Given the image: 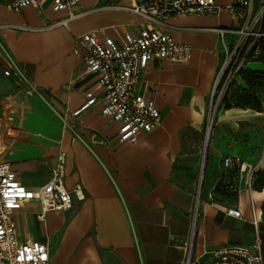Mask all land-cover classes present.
<instances>
[{
	"label": "crops",
	"instance_id": "crops-1",
	"mask_svg": "<svg viewBox=\"0 0 264 264\" xmlns=\"http://www.w3.org/2000/svg\"><path fill=\"white\" fill-rule=\"evenodd\" d=\"M116 1L125 4L80 0L74 11L82 15L66 28L19 30L8 26L40 29L66 13L54 12L45 2L15 14L0 0V26H5L0 28V163L22 186L36 189L49 181L63 152L65 188L78 187L83 197H73L68 213H48L43 223L36 219L39 204H25L14 215L18 239L55 244L49 264H184L189 248L193 259H201L221 247L250 245L257 231L264 258V188L252 192L251 202L246 192L223 201L213 193L228 156L264 173V105L259 112L232 108L220 113L203 152L202 177L194 174L188 181L183 171L184 161L201 146L221 62L218 37L210 30L238 25L226 10L233 0H214L221 9L217 14L180 15L168 22L165 32L190 46L191 55L185 64L151 62L142 72L138 93L154 102L160 122L134 144L117 141V124L102 116L99 103L72 116L85 103V93L100 95L95 78L85 73L83 52L73 55L75 40L92 31L118 39L122 30H139L137 16L99 9ZM8 59L25 81L3 75ZM245 69L263 71V66L249 63ZM28 86L42 100L28 94ZM229 208L240 210L242 218L225 216Z\"/></svg>",
	"mask_w": 264,
	"mask_h": 264
},
{
	"label": "built area",
	"instance_id": "built-area-1",
	"mask_svg": "<svg viewBox=\"0 0 264 264\" xmlns=\"http://www.w3.org/2000/svg\"><path fill=\"white\" fill-rule=\"evenodd\" d=\"M80 0H1L6 10L19 13L27 7L41 8L50 2L54 12H65L66 18L40 29L26 26H8L19 30H45L55 26L67 27L68 22L81 16L74 8ZM111 2L100 10L120 11L137 16L141 24L137 34L122 30L118 39H113L99 31L82 34L75 40L73 55L83 52L85 73L95 78L100 95L85 93V103L72 114L101 104V114L117 124L116 139L119 143L134 144L139 135L148 133L159 125L160 114L150 99L138 93L142 72L151 62L168 61L185 64L191 55V47L175 42L168 33V22L180 15H214L221 9L214 0H123ZM233 0L226 10L238 21L234 28H213L210 31L218 37L221 62L216 74L209 100V111L215 112L241 70L258 56L257 44L264 38V0ZM5 27L4 25L0 28ZM229 38L230 41H226ZM5 77L12 76L17 81L25 78L12 60H7ZM29 87L28 94L37 95ZM216 95V98H214ZM215 99V100H214ZM214 101V105H213ZM214 114V113H213ZM211 118L206 132L214 123ZM95 144L106 145L105 142ZM66 155L60 152L51 169L49 181L36 189L22 186L7 164L0 163V264H49V242L28 240L21 242L17 236L14 215L25 204L36 202L40 211L38 222L43 223L48 213H68L73 208V197L83 200L80 189L65 188ZM255 167L238 157L222 159V173L219 182L226 191L237 197L246 192L250 197L253 190ZM225 216L239 220L240 210L226 209ZM197 214L195 215V219ZM255 214L252 224L257 226ZM184 264H264L262 242L256 231L254 241L247 246H225L218 248L201 259H193L188 249Z\"/></svg>",
	"mask_w": 264,
	"mask_h": 264
},
{
	"label": "trees",
	"instance_id": "trees-1",
	"mask_svg": "<svg viewBox=\"0 0 264 264\" xmlns=\"http://www.w3.org/2000/svg\"><path fill=\"white\" fill-rule=\"evenodd\" d=\"M257 50V58L250 61L249 63H260L263 66V71H251L245 68L240 71L238 78L241 79L243 86H238V94H236V96L234 97V108L259 112L264 105L262 104L259 96L260 91L264 88V38H262L258 42ZM232 86L233 84L231 85V87ZM227 95L228 92L223 98L222 104H226V107L229 108L230 100L227 98ZM254 178L255 180L253 182V190L260 192L264 188V173L256 172ZM213 193L215 198H219L222 201L229 199V196L233 195L226 191L224 185L221 182L218 183ZM262 214H264V204L262 207Z\"/></svg>",
	"mask_w": 264,
	"mask_h": 264
},
{
	"label": "rangeland",
	"instance_id": "rangeland-1",
	"mask_svg": "<svg viewBox=\"0 0 264 264\" xmlns=\"http://www.w3.org/2000/svg\"><path fill=\"white\" fill-rule=\"evenodd\" d=\"M238 86H240L239 85V78H237L235 80V82L233 83V86L227 91L228 92L227 98L230 100V107L229 108L226 107V104H222V102H221V103L218 104L215 112H213L214 111L213 109H212V111H209V101H208L207 110H206V116H205V122L206 123L204 125V132H203V138L201 140V142H202L201 146L199 147L197 152H194L196 154L195 157L191 156V157H189V159L184 161L183 171H185V173L188 174V181L191 180L192 176L194 178V174H195V177L197 179H199V180L202 177V176L200 177V165H201V160H202V156H203V152H204V141H205L206 128L209 126L210 120H211V118H208V115H210V117H214V123H213V126L211 128L210 135H209V140H208V145H209L210 139H211V135L213 134L214 129H215V124H216V121H217V117L224 110L232 109L235 106L234 97L236 96V94H238V89H239ZM35 96L38 97L39 100H42L41 97H39L38 95H35ZM259 96H260V99L262 101V104H264V88H263V90L260 91ZM214 98H216V95H215ZM213 105H214V101H213ZM243 129H244V127H243ZM196 164H197V166H196ZM197 172H198V174H197ZM197 175H198V177H197ZM196 178H195V182L193 183L192 187H193V191L197 194L198 193V180L196 182ZM188 185H190V184L188 183ZM55 247H56L55 244H52V243L50 244L51 253L55 250ZM193 248L196 251V246L194 247V245H193Z\"/></svg>",
	"mask_w": 264,
	"mask_h": 264
},
{
	"label": "water",
	"instance_id": "water-1",
	"mask_svg": "<svg viewBox=\"0 0 264 264\" xmlns=\"http://www.w3.org/2000/svg\"><path fill=\"white\" fill-rule=\"evenodd\" d=\"M207 134H208V132H206V134H205V144H204V149H206V146H207V142H208V139H207ZM198 201H199V196H197V200H196V204L198 203Z\"/></svg>",
	"mask_w": 264,
	"mask_h": 264
},
{
	"label": "bare ground",
	"instance_id": "bare-ground-1",
	"mask_svg": "<svg viewBox=\"0 0 264 264\" xmlns=\"http://www.w3.org/2000/svg\"><path fill=\"white\" fill-rule=\"evenodd\" d=\"M209 135H210V132H208V134H207V139L209 138Z\"/></svg>",
	"mask_w": 264,
	"mask_h": 264
}]
</instances>
